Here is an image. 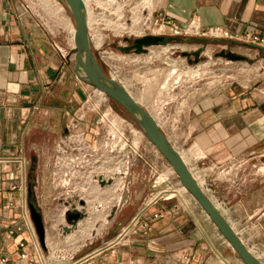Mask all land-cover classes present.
I'll use <instances>...</instances> for the list:
<instances>
[{
  "label": "crops",
  "instance_id": "obj_1",
  "mask_svg": "<svg viewBox=\"0 0 264 264\" xmlns=\"http://www.w3.org/2000/svg\"><path fill=\"white\" fill-rule=\"evenodd\" d=\"M153 11L181 27L264 36V0H154ZM74 33L66 50L57 35L26 14L22 0H0V242L11 263L26 264L19 243L35 239L24 229L4 241L6 226H22L24 208H29L28 193L11 186L24 178L20 171L29 175L34 167L47 234L43 257L33 264H242L209 234L193 209L164 196L141 206L138 191L127 193L125 205L110 216L101 204L90 208V217L72 233L56 222L63 233L58 240L82 239L83 244L63 254L57 249L45 253L47 240H55L48 226L59 211L46 202L52 191L44 163L49 166L53 159L45 147L73 119L89 91L75 70ZM209 99L199 104L194 137L203 157L185 161L202 187L211 185V196L203 187L208 197L264 264V96L231 90ZM245 162L241 178L227 171ZM12 198L15 206L6 208Z\"/></svg>",
  "mask_w": 264,
  "mask_h": 264
},
{
  "label": "rangeland",
  "instance_id": "obj_2",
  "mask_svg": "<svg viewBox=\"0 0 264 264\" xmlns=\"http://www.w3.org/2000/svg\"><path fill=\"white\" fill-rule=\"evenodd\" d=\"M140 2L131 0L119 15L104 13L88 2L93 51L105 72L121 82L157 119L171 143L188 162L190 158H202L203 152L194 142L195 129L199 128L196 125L199 104L211 97L226 96L231 90L237 95L256 90L264 96V50L251 48L242 42L218 39L210 34L204 36L206 30L198 29L195 24L181 27L184 34L175 35L167 25V18L154 14V0ZM22 8L45 30L57 35L67 50L76 25L70 10L61 0H22ZM148 35L179 40L149 47L142 54L122 50L129 45L127 40ZM200 49L203 53L199 63H190L189 58L182 55L183 52L193 54ZM223 51L246 56L250 61H231L220 56ZM88 88L79 111L68 125L58 130L53 143L45 147V153L51 154L53 159L49 166L44 163V179L52 191L46 202L59 210L57 216L52 215L57 221L51 220L48 226V236L55 240H47L45 253L57 249L63 254L83 244L82 239L58 240L63 233L54 224L67 225L65 212L70 204L86 211L101 204L110 216L125 205L127 193L138 191L139 205L142 206L157 197L167 198L181 191L183 198L176 194L171 201H179V207L193 209L203 219L209 234L217 238L224 249L234 251L238 262L245 264L191 193L183 190L171 164L129 114L96 88L90 85ZM34 154L38 155L37 152ZM245 164L240 163L227 171L241 178ZM103 165L110 167V171H99ZM196 171L194 169L193 172ZM36 174L33 173L37 178ZM99 175L106 179L114 177L115 183L103 187L96 179ZM90 187L95 189V198L87 199L84 192ZM203 187L211 196V185ZM80 199L86 201L85 206L80 204Z\"/></svg>",
  "mask_w": 264,
  "mask_h": 264
},
{
  "label": "water",
  "instance_id": "obj_3",
  "mask_svg": "<svg viewBox=\"0 0 264 264\" xmlns=\"http://www.w3.org/2000/svg\"><path fill=\"white\" fill-rule=\"evenodd\" d=\"M61 1L70 10L76 25L74 33L75 47L73 54L75 55L76 73L79 79L96 88L100 92H103L129 114L146 137L171 164L183 187L191 193V195L209 216L211 221L215 224L222 236L239 254L243 262L245 264H262L258 257L247 248L221 210L208 197L203 187L192 173L182 154L175 148L165 132L162 130L157 119L147 109H145L143 105L135 99V97H133L131 92H129V90L121 82L105 72L99 59L93 51L92 37L89 29V15L85 1ZM178 40L179 38L176 37L166 38L164 36L148 35L133 41L127 40L129 43L133 42V44L123 47L122 50L126 52L134 51L136 54H142L146 53L149 47L161 44L167 45ZM247 46L254 49H260L253 45ZM182 55L186 57L194 55L195 59L190 60V63H199L201 61L202 49L193 52V54L183 52ZM220 56L228 58L231 61H250L248 57L239 55L232 51H223L220 53ZM33 161L35 162V159H33ZM31 176L32 175L30 174L29 177ZM96 179L103 187L112 185L115 180L114 177L106 179L104 175H99ZM33 194L35 195V187L29 185V197ZM80 204L85 206L86 201L80 199ZM70 205V208L65 212L67 225L64 226V231L66 233H72L77 230L81 221L88 217L86 209H79L76 204ZM29 209L40 242L42 245H45L47 234L45 220L37 203L36 197L32 202H29Z\"/></svg>",
  "mask_w": 264,
  "mask_h": 264
},
{
  "label": "built area",
  "instance_id": "obj_4",
  "mask_svg": "<svg viewBox=\"0 0 264 264\" xmlns=\"http://www.w3.org/2000/svg\"><path fill=\"white\" fill-rule=\"evenodd\" d=\"M84 1L86 3V6L88 5V2H90L93 6L99 7L104 13H108L110 15L112 14L119 15L123 13L122 9L127 5L128 2H131V0H84ZM146 1L147 0H141L140 3L142 4L145 3ZM145 10L146 9H144L143 11ZM167 25L170 27L171 31L175 35L184 34V31L181 28V26L177 25L171 20H167ZM197 28L200 29L201 27L197 26ZM207 34H210V36L218 39L219 38L229 39L230 41H234V42H242L247 45H253L256 46L257 48L264 50V36L257 33L231 35L226 29L222 27H214L206 30V33H204L203 35L207 36ZM20 174H22L24 178L23 179L19 178L16 181H14L13 185L11 186V191H15L23 188L25 195L27 196L29 189V183H28L29 175L27 174V172L22 173L21 171ZM15 203L16 200L12 198L7 204L6 208H11L15 206ZM24 229L30 231L34 235L35 239L32 243H27L25 241H21L19 243V248L21 249L20 260L26 264H33L36 263L38 260H41V258L43 257L42 254L43 248L40 239L36 233L35 225L31 217L30 209L27 206L26 208H24L23 225L14 226V227L6 226V230L4 232V241L12 240L17 235L18 232H21ZM0 261L2 262V264H13L11 263L9 257L5 254V250L1 242H0Z\"/></svg>",
  "mask_w": 264,
  "mask_h": 264
},
{
  "label": "bare ground",
  "instance_id": "obj_5",
  "mask_svg": "<svg viewBox=\"0 0 264 264\" xmlns=\"http://www.w3.org/2000/svg\"><path fill=\"white\" fill-rule=\"evenodd\" d=\"M88 15H89V13H88ZM161 28V27H160ZM159 32V31H158ZM161 33V32H160ZM165 34V33H164ZM101 93H103V92H101ZM104 94V93H103ZM132 94V93H131ZM135 97V96H134ZM138 101V100H137ZM139 102V101H138ZM186 160V159H185ZM99 171H101V172H109L110 171V167H108L107 165H103L102 167H101V169H98ZM125 174V173H124ZM115 183V182H114ZM113 183V184H114ZM116 185V184H115ZM91 188V187H90ZM85 189V188H84ZM95 189L92 187L90 190H86L85 192H84V196L85 197H87V199L89 198V199H92V198H95V191H94ZM183 190L185 191L186 189H185V187H183ZM98 192V191H97ZM104 192V191H103ZM102 192V193H103ZM110 192V191H109ZM106 193V192H105ZM104 193V194H105ZM183 192H181V191H177L176 193H172V194H170L168 197H167V199H172L173 197H175L176 196V194L177 195H180V197H182L183 198V194H182ZM100 194V193H99ZM100 196V195H99ZM97 197H98V195H97ZM83 226V225H82ZM86 226V225H85ZM84 226V227H85ZM84 227H82V228H84ZM85 232V231H84Z\"/></svg>",
  "mask_w": 264,
  "mask_h": 264
},
{
  "label": "flooded vegetation",
  "instance_id": "obj_6",
  "mask_svg": "<svg viewBox=\"0 0 264 264\" xmlns=\"http://www.w3.org/2000/svg\"><path fill=\"white\" fill-rule=\"evenodd\" d=\"M133 44V42H131V43H129V45L128 46H130V45H132ZM202 53H203V50H202ZM189 58V61L190 60H194L195 59V56L194 55H190V57H188ZM33 165L35 164V163H32ZM33 169H34V167H32ZM32 173H34V170H31V172H30V174L32 175ZM29 174V175H30ZM32 177H29V185H32L31 183H30V179H31ZM36 178V177H35ZM36 181H37V178H36ZM32 186H34V185H32ZM36 197V192H35V195L33 194L31 197H29V200H30V202H32L33 200H34V198ZM36 200H37V197H36ZM37 203H38V201H37ZM39 205V204H38Z\"/></svg>",
  "mask_w": 264,
  "mask_h": 264
},
{
  "label": "trees",
  "instance_id": "obj_7",
  "mask_svg": "<svg viewBox=\"0 0 264 264\" xmlns=\"http://www.w3.org/2000/svg\"><path fill=\"white\" fill-rule=\"evenodd\" d=\"M32 178L30 179V183L32 184V185H34L35 183H36V178H35V176L33 175V173H32V176H31Z\"/></svg>",
  "mask_w": 264,
  "mask_h": 264
}]
</instances>
